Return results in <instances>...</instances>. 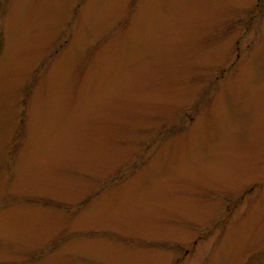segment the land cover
<instances>
[{
    "label": "rangeland",
    "instance_id": "1",
    "mask_svg": "<svg viewBox=\"0 0 264 264\" xmlns=\"http://www.w3.org/2000/svg\"><path fill=\"white\" fill-rule=\"evenodd\" d=\"M0 264H264V0H0Z\"/></svg>",
    "mask_w": 264,
    "mask_h": 264
}]
</instances>
